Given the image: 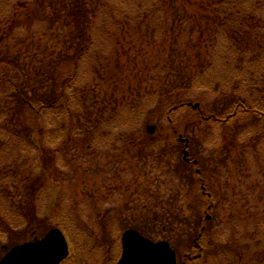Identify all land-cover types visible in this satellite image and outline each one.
<instances>
[{
    "label": "rangeland",
    "instance_id": "obj_1",
    "mask_svg": "<svg viewBox=\"0 0 264 264\" xmlns=\"http://www.w3.org/2000/svg\"><path fill=\"white\" fill-rule=\"evenodd\" d=\"M82 1L87 26L80 44L74 0H0V24L6 23L0 27L18 23L17 34L3 38L13 70L6 65L12 74L0 100V257L58 227L72 252L62 264H92L96 257L113 264L126 229L161 241L174 226L186 250L204 225L207 250L195 264H264V121L250 114L200 119L192 110L199 107L185 105L224 116L240 94L264 95V0H209L218 11L231 7L234 23L199 14L207 0L192 4L195 17L182 29L194 31L182 34V46L197 47L196 57L179 51L172 57L156 40L160 29L153 34L144 24L150 15L162 23L164 40L176 39L165 12L152 16L166 0ZM53 9L69 23L54 41L55 60L48 52L47 60L44 49H33L38 40L28 45L27 34L47 28ZM37 16L43 20L35 26ZM59 69L73 72L57 88L70 105L37 112L44 101L33 93L50 92L48 79ZM250 74L256 79L245 80ZM18 86L28 88L35 107L19 103L12 92ZM44 150L56 165L43 163ZM203 161L205 188L198 180Z\"/></svg>",
    "mask_w": 264,
    "mask_h": 264
},
{
    "label": "trees",
    "instance_id": "obj_2",
    "mask_svg": "<svg viewBox=\"0 0 264 264\" xmlns=\"http://www.w3.org/2000/svg\"><path fill=\"white\" fill-rule=\"evenodd\" d=\"M208 2L205 5L209 4V0H207ZM211 1V0H210ZM213 3H217V0H212ZM167 3H164L162 1V5L160 7H153L152 10V16H156L154 13L156 12H161L163 11V13H166V18L169 20V25L173 26L174 28H177L179 34H177L175 32V34L173 36L176 37V39H173L171 37H168V40H164V38L166 36H168V34H166L163 38L161 37L162 34V30L161 28L163 27L162 23H158L155 24L152 22L150 15H146V19L144 21V24H147L148 28H152L154 30L153 34H156L158 32V34L155 36L157 38V36H160V39H156L158 40V42L161 43V49H165L167 52H171V56L175 57L177 56V51H179L181 54L188 52L189 54L193 55V57L199 56L201 54V52H199V49L197 47H190V46H186L183 47L182 46V41H183V36L182 34L185 35V32L188 31H194L193 29H189L187 31L186 28L182 29L184 25H188L190 26V23H188L190 21L191 18L195 17V13L194 12H190V9L192 8V4H198V0H175V4L173 3V0H166ZM218 2H221V0H218ZM201 3H203V1L201 0ZM74 10L72 11V13H74V15H76L78 24H80V31L79 34L77 35V39L80 40V44L82 42L85 41V37L84 35V30L83 28H85V25L87 26V21H86V15H85V11H84V7H83V1L82 0H74ZM54 6V4L52 5ZM208 7L210 11H207L208 9L206 8ZM203 8V7H202ZM231 7H227V8H223L221 11H218V9L216 7H213L212 5H208L205 6L203 8L204 12H198L199 14H206V18L209 19V16L212 12V14H214L218 19L219 17L224 18V23H234V21L232 22H228V12L230 10ZM76 9V12H74ZM28 11H30V9H28ZM59 10H55L53 9V14L50 11L47 16H46V20H47V25H49L47 28L45 27V29L43 31H40V28H38L37 32L30 30V34H27V39L29 41L28 45H31V41L33 39V41H37V43H33L35 44V46L37 48H33L34 50H37V54H39V50L42 48L44 49V58L47 55V52L49 54V57H51L52 60H55V58L52 56L54 51L57 50L58 48V44L56 42H54L57 38H59L58 36L62 34V31H65L66 26L69 23V18L68 15H66L64 17L63 20L59 19L58 17H55V13H57ZM205 11H207L209 13V15L207 13H205ZM158 16V15H157ZM219 16V17H218ZM35 22V26H37L39 23L36 21L39 20H43L42 16H37L34 17L32 19ZM54 20L57 21V25L55 24ZM157 20H161L160 15L158 16ZM28 21V19H27ZM7 26H9V28L7 29H3V27H0V100L2 102V104H4V100L6 98V92H5V86L7 85V82H9V80L11 79V74L7 71V66L11 67L12 69V65L13 63L10 61L11 58H8L5 56V53H7V50L10 51V44H8L7 46L3 44L7 42V40L3 39L5 38V34H7L9 37L12 36V33H16V30L14 29V26L17 25L18 23H12V21H8L7 22ZM30 23L29 22H25L24 25H27ZM153 23V25H152ZM6 23L4 22V24H0V26L5 25ZM143 24V23H142ZM140 27V24L138 25ZM37 28V27H36ZM213 29H215L216 31H219V26L218 27H214ZM223 35L224 32L220 31ZM192 33V32H191ZM3 34V35H2ZM17 34V33H16ZM32 34V35H31ZM37 34L39 37H37ZM51 37V39H50ZM61 37V36H60ZM8 38V37H7ZM6 38V39H7ZM170 38V39H169ZM161 40V41H160ZM163 40V41H162ZM198 40V39H196ZM59 41V40H58ZM235 43H239V40L236 38ZM202 44L203 41H202ZM44 45V46H43ZM85 46V44H83ZM87 45V44H86ZM86 48V47H85ZM30 50V49H29ZM52 50V52H51ZM162 50H161V54H162ZM27 53H28V48H27ZM3 53V54H2ZM57 54V53H56ZM59 55V53H58ZM20 56L22 55H15V58L18 59L20 58ZM119 58V57H118ZM15 59V60H16ZM48 60V58H45ZM165 63H167L165 61ZM174 65H177V63L174 61ZM166 67V66H164ZM165 69V68H164ZM13 70V69H12ZM73 72L71 71H67L66 73H64V71L62 69H59V73H53V77L48 79V82H51V90L50 92H42L41 94L39 93H33L34 97H36L37 100L39 101H44V104H40V107L38 108L39 110H37V112H42L43 109H55L58 107L64 108L68 105H70V101L67 98V96L64 94V92L62 90H58V83L59 85H61V83L65 86L67 84H69V82L73 79ZM65 74V75H64ZM176 74V75H175ZM174 74V78H171L173 80V82H176L175 84H177L180 81V78L177 77L178 71H176ZM43 76V75H41ZM243 76H247V75H243ZM250 79L247 77H244L245 80H252V79H256L254 77H252V74H250ZM42 80V84L40 86L43 87V79ZM3 86V87H1ZM256 86H258L256 84ZM37 91V90H35ZM2 92V93H1ZM12 92L15 94V96H17L18 101L21 99V101L23 102L24 105H26L27 108H33L35 107V105L32 104L31 101H29V96L27 95L28 93V88L24 87V90L20 89V87L18 86V88H13ZM38 92V91H37ZM225 97H230L231 99H234L233 96H225ZM32 100V99H31ZM20 103V101H19ZM186 106H188V103L185 104ZM108 107V104L106 103V105ZM227 106H229V110L230 112L228 113H221V115L224 116H220L218 114L217 111H206L203 110L201 108V106L197 109H192L195 110L197 112L198 118L202 119L203 117H208V119H212V120H225V121H229V120H234L237 118H242L244 115L246 114H250L251 116L255 117L257 116V120L258 122L264 121V95H257L254 96L252 92H245L243 94H240L239 96L235 97L234 100L227 102ZM1 107V105H0ZM191 108V107H190ZM248 116V115H246ZM171 117V116H169ZM168 117L169 119V124H173L171 122V119ZM249 118H251L250 116H248ZM207 119V120H208ZM257 122V123H258ZM264 125V124H263ZM172 131L174 133H177V130L175 129V127L173 126ZM69 137L71 138V135H69ZM40 140H33L32 142L35 145H39L40 144ZM44 145H41V149L43 148ZM47 155H49L48 152H46L44 150L43 153V163L46 165H56V161L55 158L53 157H47ZM43 172V171H42Z\"/></svg>",
    "mask_w": 264,
    "mask_h": 264
},
{
    "label": "water",
    "instance_id": "obj_3",
    "mask_svg": "<svg viewBox=\"0 0 264 264\" xmlns=\"http://www.w3.org/2000/svg\"><path fill=\"white\" fill-rule=\"evenodd\" d=\"M184 157H188L187 152ZM122 242L123 256L118 264H176L167 242L154 243L132 229L124 232ZM68 254L65 235L59 228H52L41 239L14 246L0 264H60Z\"/></svg>",
    "mask_w": 264,
    "mask_h": 264
},
{
    "label": "flooded vegetation",
    "instance_id": "obj_4",
    "mask_svg": "<svg viewBox=\"0 0 264 264\" xmlns=\"http://www.w3.org/2000/svg\"><path fill=\"white\" fill-rule=\"evenodd\" d=\"M205 118L208 119V117H205ZM203 163L205 164L204 161H203ZM201 164H202V162H201ZM208 171H209V167L205 164V166L203 167V169L200 171L202 177L200 179L198 178L201 187L203 185V187L205 188L204 183H203V177L204 176H207L208 177V175H207V172ZM204 194H207V196L209 198L211 197V193L210 192H205ZM213 206L216 207L215 204H213V203L211 204L210 203V205H208V208L209 209H213ZM211 220L212 219H208L207 218V222L208 221H211ZM204 221H205V219H204ZM202 229H203V231H206L207 227L204 226V225H202L199 228V231L197 233V236L194 235L192 237V249L188 247L185 250L184 244L187 243V242L184 240L183 243H180L182 241H178L177 240V237H178V234L179 233H178V229L176 227L174 228V226H170V228L168 229V233H165L164 232V234H162V237H164V239H159V240H161V241L162 240H165V241H167L170 244V246L172 247L173 251L175 252L176 264H195L196 260L199 259V258H202L203 257V254L207 250L206 249V246H207L206 245V241H204V239L206 238V236H207L208 233L206 231V234H202V231H201ZM163 230L165 231L166 228H164ZM144 236L147 237V238H149V239H151L152 241H156V240H154L153 237H150L148 234L147 235H144ZM122 238H123V234L120 235V237L118 238V245H117V247H118V255H117V251H116L114 253L113 258H112V261H114L115 257L117 256L113 264H118L119 261L121 260L122 256H123V243H122ZM188 238H190V237H188ZM111 246L112 245L109 244L107 246V250ZM5 249H6V247H5ZM194 250H199V252L197 254H195L194 253L195 252ZM2 256H3V254H2ZM69 256L67 258H69ZM0 258H2V257H0ZM194 259H195V261H194ZM65 260H63V261H65ZM62 262H61V264H62ZM92 264H102L101 259H99L98 257H96V259L93 261Z\"/></svg>",
    "mask_w": 264,
    "mask_h": 264
}]
</instances>
